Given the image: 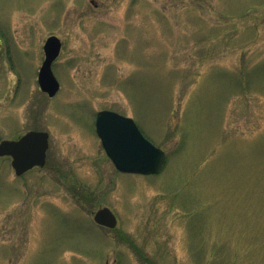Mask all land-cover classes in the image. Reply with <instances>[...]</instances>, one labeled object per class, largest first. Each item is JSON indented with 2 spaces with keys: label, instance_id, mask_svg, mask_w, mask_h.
I'll return each instance as SVG.
<instances>
[{
  "label": "rangeland",
  "instance_id": "rangeland-1",
  "mask_svg": "<svg viewBox=\"0 0 264 264\" xmlns=\"http://www.w3.org/2000/svg\"><path fill=\"white\" fill-rule=\"evenodd\" d=\"M103 110L166 153L161 173L116 170ZM29 131L46 165L0 160V264H264V0H0V142Z\"/></svg>",
  "mask_w": 264,
  "mask_h": 264
},
{
  "label": "water",
  "instance_id": "water-1",
  "mask_svg": "<svg viewBox=\"0 0 264 264\" xmlns=\"http://www.w3.org/2000/svg\"><path fill=\"white\" fill-rule=\"evenodd\" d=\"M61 48L62 43L56 36L46 40L45 60L38 74L40 89L51 98L60 90L52 65ZM95 126L107 156L119 172L149 176L159 174L164 168L165 152L144 137L132 118L104 110L97 113ZM48 148L49 134L31 131L18 140L0 142V158L12 157L16 176H22L34 167L45 166ZM94 220L109 229L117 226V218L109 208L98 210Z\"/></svg>",
  "mask_w": 264,
  "mask_h": 264
}]
</instances>
